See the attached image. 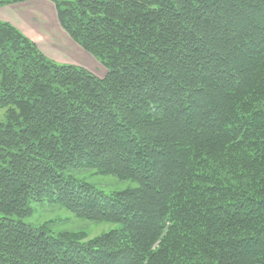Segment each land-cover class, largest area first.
<instances>
[{"label":"trees","instance_id":"trees-1","mask_svg":"<svg viewBox=\"0 0 264 264\" xmlns=\"http://www.w3.org/2000/svg\"><path fill=\"white\" fill-rule=\"evenodd\" d=\"M51 1L106 74L0 21V264H264V0ZM44 201L114 226L26 223Z\"/></svg>","mask_w":264,"mask_h":264},{"label":"crops","instance_id":"crops-1","mask_svg":"<svg viewBox=\"0 0 264 264\" xmlns=\"http://www.w3.org/2000/svg\"><path fill=\"white\" fill-rule=\"evenodd\" d=\"M0 21L8 22L26 35L46 57L57 62L90 69L92 55L75 43L60 26L51 0H21L0 6ZM106 70V69H105Z\"/></svg>","mask_w":264,"mask_h":264},{"label":"rangeland","instance_id":"rangeland-1","mask_svg":"<svg viewBox=\"0 0 264 264\" xmlns=\"http://www.w3.org/2000/svg\"><path fill=\"white\" fill-rule=\"evenodd\" d=\"M25 37L27 36L25 35ZM89 64L90 69L98 75H102L106 72L105 68L95 58L90 60ZM5 116L6 110L0 109V122H4ZM73 174L76 178L84 179L97 189L107 193L122 190L134 185L132 181L118 180L112 175L97 173L92 169H81L75 171ZM31 208L32 213L25 218L24 221L30 225L46 224L54 232L77 231L85 233L86 238H93L114 226L109 223H95L79 219L60 205L47 201L32 203Z\"/></svg>","mask_w":264,"mask_h":264}]
</instances>
